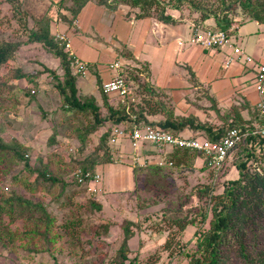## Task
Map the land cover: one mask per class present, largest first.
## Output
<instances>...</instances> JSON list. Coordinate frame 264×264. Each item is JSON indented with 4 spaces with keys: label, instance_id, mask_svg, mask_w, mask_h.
Segmentation results:
<instances>
[{
    "label": "trees",
    "instance_id": "1",
    "mask_svg": "<svg viewBox=\"0 0 264 264\" xmlns=\"http://www.w3.org/2000/svg\"><path fill=\"white\" fill-rule=\"evenodd\" d=\"M70 1L72 4L66 10L69 11L71 18L76 17L88 1H95L96 4L109 9L127 5L137 9L138 17L153 16L161 22L171 24L181 22L183 17L171 16L166 12V8L180 10L184 7L189 12H197L198 17L193 20L194 24L213 18L214 26L210 28L211 31L227 30L232 26L236 13L233 11L235 8L231 7L235 5L248 20L264 22V0H235V4H224L222 9L212 8L204 0ZM15 14L21 17L20 11L15 10ZM60 15L64 20H68L66 15L61 13ZM50 21L49 17L44 23L38 21L34 28L27 29L26 42L42 43L59 59L64 76L62 80H57L56 89L63 101L61 109L65 112L64 122L67 125H70L72 120L77 122L73 132L81 145V151L87 149L90 135L101 130L94 148L81 160H72L69 166L79 164L84 171H93L97 164L111 162L113 153L109 141L113 129L121 126L124 130H131L133 124L139 120L174 134H185V131L189 130L191 134L187 135L202 136L211 141L220 139L230 128H236L240 133H247L227 155L225 162L229 161L233 164L236 176L224 179L221 190L215 191L213 177L224 168L216 170L209 166L207 157L196 150L173 148L164 155L163 164L152 163L143 168H135V172L142 169L143 189L160 198L158 204H160L161 217L158 223L164 225L156 228V234L158 237L165 236L160 247L161 256L166 255L171 259L177 254H183L187 264H264V134L253 132L258 125L264 124V113L260 108L256 104L244 101L232 104L229 109L220 112L212 104L221 122L218 126H214L211 122H202L194 115L186 117L176 115L168 95L154 89L148 82L147 64H141L139 68H131L130 72L136 86V92L132 90L136 101L130 103L128 110L124 105L113 108L108 104L106 94L101 93L102 105L106 109L103 113L101 105L97 104L93 96L78 94L77 76L72 72V60L68 51L64 49V43L55 40L51 33ZM23 30H25L24 26ZM19 45V42H0V70L3 66L9 65ZM43 71H48L55 77L54 72L46 67H43L42 71L28 73L17 69L14 77L28 79L37 89L39 86L37 80ZM128 72L129 70L126 72L127 79ZM142 76L144 80L141 82ZM5 86L0 83V93ZM36 89L30 88L26 92L29 102L34 101ZM7 109H10V106L0 104L1 120H3L1 114ZM5 128L6 125L0 121V181L6 180L0 182V227H3L0 229V244L5 248L8 240H12L14 244L20 237L23 241L16 246L19 249L14 247L15 251L19 252L20 247L23 246L29 253L52 254L61 238H66L64 244L57 249L62 250L65 243L69 245L67 235L73 234L75 228L80 226L83 222L82 217L69 220L62 218L59 222V218L47 210L46 204L24 197L16 190L10 189L9 184H24L31 193L42 191L46 195L53 194L54 189L57 188L60 192L71 189L74 196L85 189V186L81 185L73 175L77 167L68 175L67 168L62 166L68 165V162L64 160L66 156L57 150L58 132L52 133L48 138L50 149L48 152L52 151L50 155L41 151L33 157L24 144L15 139H5L3 136ZM198 161L200 164L196 166ZM168 162L171 165H168ZM192 167L194 170L207 172L204 173L206 179L188 184L185 187L187 193L178 195L174 200H167L166 196L170 194V180H167L169 175ZM59 193L57 197L51 196L57 201L56 206L68 207L63 204ZM84 205L91 208L89 211L98 212L102 209L100 201L95 199L86 200ZM3 216L8 217L6 223L3 222ZM16 220H23L25 223L24 229L21 230L22 235H17L18 230L11 231L6 227ZM132 225L131 220H123L121 224L123 237L111 264L127 262L135 264L133 262L135 258L130 259L128 256L129 242L134 236ZM188 226L192 227V230L186 234L185 230ZM101 231H109V222H105L102 227L99 226L94 233ZM77 239L74 243L78 242ZM157 257L160 258V253L150 255L147 262H155ZM77 258L78 260L72 264H87L81 256ZM150 258L153 260H149ZM52 264L62 263L55 257Z\"/></svg>",
    "mask_w": 264,
    "mask_h": 264
},
{
    "label": "rangeland",
    "instance_id": "2",
    "mask_svg": "<svg viewBox=\"0 0 264 264\" xmlns=\"http://www.w3.org/2000/svg\"><path fill=\"white\" fill-rule=\"evenodd\" d=\"M204 1L207 5L215 9H222L224 4H235V0ZM71 4L70 0H0V42L8 41L20 43L9 65L3 66L0 70V83L6 85L2 93H0V104H7L10 106V109H7V111L1 114L3 120H1L0 117V121L6 125L3 136L6 140L15 139L24 144L26 148H29V154H32L34 157L41 151L50 155L52 151L48 152L50 150L48 148V138H50L52 133L58 132V137L56 138L58 143L56 146H58L57 150L66 156L64 160L68 162V165L62 166L67 168L68 175L71 174L75 167H81L79 164H71V166H69V163L72 160H81L80 158L83 155L93 149L98 138L90 139L87 149L81 151V145L73 132L77 122L72 120L71 126L64 122L65 112L61 109L63 101L59 91L56 89L57 80H62L64 76V70L61 68L60 61L49 52L42 43H27L25 34L26 30L34 28L38 21L44 23L49 17L52 18L53 13L56 17H59L60 8L70 7ZM231 8H235L233 11L236 13V15H234L233 24L234 27L237 28V31L233 38L236 45L243 49V45L245 44H241V40L243 39L242 30L248 28V25H253L254 21L248 20L238 6L235 5ZM15 10L20 11L21 17H19V14L18 16L15 14ZM180 10L185 12L188 11L184 7H181ZM23 26L25 30H23ZM59 29L60 31H64L63 26H60ZM55 32L51 33L54 34ZM43 67L52 70L55 77L48 71H43L37 80L39 83L37 87L38 90L28 79H15L14 77L17 69H20L24 73H28L30 71H42ZM123 68L122 72L125 76L126 72L129 70L127 73V82L130 83L132 90L136 92L135 83L130 75L132 67ZM140 79L142 82V77H140ZM30 88L36 89V97L33 99L34 101L29 102V97H27L26 92ZM99 97L102 99L101 92H99ZM101 108H103L102 104ZM102 111L103 113L106 112L105 107ZM212 124L218 126L221 122L217 119L213 121ZM187 134H191V132ZM125 138L129 137L120 136L118 140H123ZM118 140L113 146L118 144ZM130 146L131 145H129V147ZM115 154L116 158H118V154ZM198 162L196 166H199L200 161ZM223 168L224 170L222 169V171L217 172L213 177L215 191L221 190L224 179L236 176V170L229 161L225 162ZM197 170H194L192 167L188 170L183 169L178 173L169 175L167 180H170V194L166 196V199L174 200L178 195L187 193L185 187L188 184L205 180L206 175L204 173L207 172H203L199 169ZM136 177L138 183L133 191L123 192L117 195L116 198H110V200L109 198L102 197V194L105 192H102V189L94 196L89 195L86 189L72 196L74 193L73 190L69 189L60 192L58 188L54 189L53 194L46 195L42 191L31 193L24 187V184L17 183L10 185V183V189L16 190L26 198H31V200L34 201H42L46 204L47 210L59 218V222L62 218L64 220H69L79 216L82 217L83 222L80 223L79 227L75 228L74 235H67L69 237V245L65 243L62 250H57L58 246H62L66 240V238H61L59 244H57L51 252L52 254L44 252L40 254L29 253L24 250L25 248L23 246L20 247L19 252L15 251L14 247L23 241L20 237L17 238L18 240H16L17 242L14 244L12 240H8L5 248L0 244V264H52L55 257L59 258V262L62 264H72L76 262L78 260L77 257L80 256L84 258L87 264H111L115 252L121 244L123 237L121 224L124 219L131 220L133 223L132 228L134 230V236L129 242L130 251L128 256L130 259L135 258L133 261L135 264H187V259H184L183 254H177L171 259L166 255L161 256L162 250H160V247L165 236L158 237L156 234V228L164 225L163 223L160 225L158 223V219L161 217L159 213L160 204H158L160 198L155 197L151 192L143 189L142 181L144 172H142V169L137 170ZM2 180L0 182H2ZM4 181L6 182V180ZM58 193L63 204L68 207L59 208L56 206L57 201L52 199L51 196H53V198L57 197ZM89 199H95V201L98 200L100 202H103L105 199L106 201L105 204L103 203L101 211L96 212L89 211L91 208L84 205V202ZM114 211L116 213H114ZM7 220L8 217L3 216V222L6 223ZM105 222H109V231L103 232V230L94 233L95 230L99 229V226L102 227ZM24 226L25 223L23 220H16L13 224L6 227L11 231L18 230L17 235H22L21 230L24 229ZM2 228L3 227H0V229ZM191 230L192 227L188 226L185 233L188 234ZM76 238H78V242L74 243ZM186 240H188V238ZM16 249H19V247H16ZM156 253H160V258L157 257V261L152 263L147 262L148 257ZM149 260H153V258ZM125 264H128V262Z\"/></svg>",
    "mask_w": 264,
    "mask_h": 264
},
{
    "label": "crops",
    "instance_id": "3",
    "mask_svg": "<svg viewBox=\"0 0 264 264\" xmlns=\"http://www.w3.org/2000/svg\"><path fill=\"white\" fill-rule=\"evenodd\" d=\"M59 11L68 20L53 13L51 32L60 31L59 27L63 26L64 31L60 32L68 34L72 52L88 62V73L77 78V92L80 96H93L99 106L103 103L99 86L114 76L110 68L113 62L121 64V71L123 67L139 68L147 64L148 82L168 95L174 113L185 117L194 115L202 122L212 123L218 119L212 104L224 112L232 104L244 101L256 104L263 99L254 85L258 64L264 58V22L254 21L242 30L241 44L245 45L243 49L238 46L241 53H236L233 50L236 45L233 36L237 31L234 24L230 45L207 49L189 42L194 28L214 26L213 18L194 24L197 12L166 8L171 16L183 17L181 22L171 24L153 16L138 17L137 9L127 5L109 9L88 1L77 15L78 25L72 26L66 8ZM246 57L251 60L246 61ZM106 97L113 108L122 105L116 94ZM100 131L91 134L89 141L96 139ZM187 133L189 130L185 131ZM129 142V138H125L118 140L116 146L111 144L113 157L117 159V153L119 160L111 159L95 167L102 174L103 198L110 200L123 192L133 191L138 183L135 168L131 166L132 153L136 151L130 146L131 150ZM137 151L141 159L156 152L150 144H142ZM105 201L100 202L102 208Z\"/></svg>",
    "mask_w": 264,
    "mask_h": 264
},
{
    "label": "built area",
    "instance_id": "4",
    "mask_svg": "<svg viewBox=\"0 0 264 264\" xmlns=\"http://www.w3.org/2000/svg\"><path fill=\"white\" fill-rule=\"evenodd\" d=\"M72 26H77V18L74 17L71 21ZM232 27L227 30H215L210 29H198L194 28L192 36L190 38L191 44H198L207 49H215L230 45ZM55 40L64 43V49L68 51V55L72 60V72L76 76L83 77L89 71V64L86 61L80 60L71 50V43L67 33L55 32ZM234 52L241 53L240 48L237 45L233 47ZM250 57H246V61H250ZM110 68L114 72V76L103 81L99 86L101 93L106 95L116 94L119 97V103L126 106V110L129 109L130 103L136 101V96L132 92L130 83H128L127 77L121 71V64L113 62L110 64ZM255 89L259 94H264V58L258 64L255 75ZM33 92V90H32ZM261 112L264 113V99H260L256 103ZM254 133L264 134V124L258 125L253 131ZM247 133H240L236 128H230L227 132L216 141L208 140L205 137H192L187 134H174L170 131L163 130L158 127L151 126L143 120L136 121L133 124L131 130H124L123 127L117 126L113 129L110 137V145L114 144L118 138L129 137L130 145L138 153V149L142 144H150L155 148V154L149 155L146 158H140L135 152L132 153L131 166L133 168H143L149 164L155 163L158 165L163 164L164 155L171 151L173 148L180 147L189 150H196L202 152L207 157V163L209 166L214 167L216 170L223 168L225 160L230 150L241 141ZM111 151L113 148L111 146ZM113 153V152H112ZM112 160L114 159L112 155ZM168 165H171L168 162ZM73 175L75 179L85 186L86 192L94 196L101 191L102 187V174L97 170L84 171L81 167H78Z\"/></svg>",
    "mask_w": 264,
    "mask_h": 264
},
{
    "label": "clouds",
    "instance_id": "5",
    "mask_svg": "<svg viewBox=\"0 0 264 264\" xmlns=\"http://www.w3.org/2000/svg\"><path fill=\"white\" fill-rule=\"evenodd\" d=\"M73 18H74V17H73ZM73 18H71V21H72ZM76 18H77V16H76ZM87 63H88V62H87ZM77 78H79V76H77Z\"/></svg>",
    "mask_w": 264,
    "mask_h": 264
}]
</instances>
